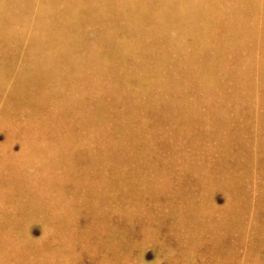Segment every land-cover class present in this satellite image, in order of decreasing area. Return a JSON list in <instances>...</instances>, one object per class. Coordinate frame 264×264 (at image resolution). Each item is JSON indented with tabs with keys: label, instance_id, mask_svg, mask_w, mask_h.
I'll list each match as a JSON object with an SVG mask.
<instances>
[{
	"label": "rangeland",
	"instance_id": "374dc122",
	"mask_svg": "<svg viewBox=\"0 0 264 264\" xmlns=\"http://www.w3.org/2000/svg\"><path fill=\"white\" fill-rule=\"evenodd\" d=\"M35 1L38 6L24 9L41 13L45 0ZM1 26L3 61L5 55H17L13 39L22 38V33L21 24L6 21ZM34 26L27 27L25 36ZM113 27L111 44L127 49L120 70L124 80L118 83L111 77L120 76L116 70L101 84L105 93L99 97L94 95L96 88L88 86L90 109L104 111L89 145L97 148L98 141L105 145L109 189L97 210L88 204L79 206L63 226L69 234L60 236L56 226L46 221L47 209L53 211L51 203L40 196L34 205L23 197L21 186L15 191L6 188L10 182L1 177L0 189H10L14 198L10 207L14 218L0 210V225L5 227L0 231V264H264V74L254 81L250 93L237 88L235 98L230 82L227 98L219 89V96L214 88L201 92L185 78L179 80L180 92L164 90V73L152 61L176 59L158 50L164 42L182 38L177 28L169 26L168 36L157 43L158 30L149 34L130 26ZM8 29L16 32L13 39L9 36L10 44L4 40ZM82 32L79 38L85 45L101 48L100 36L108 34L91 26ZM186 41L192 44L193 38ZM114 51L102 53V61L117 56ZM188 52L182 49L178 54ZM16 59L11 62L12 73L0 74V152L5 155V150L21 154L26 138L11 127L15 119L4 117L19 114L18 98L30 101L40 95L37 88L20 94L24 78L19 56ZM262 68L264 73V64ZM219 74L213 73V79ZM32 106L27 102L20 114L36 111ZM208 106L223 110V118H215L210 126L199 123ZM191 107L193 112L185 111Z\"/></svg>",
	"mask_w": 264,
	"mask_h": 264
},
{
	"label": "bare ground",
	"instance_id": "6f19581e",
	"mask_svg": "<svg viewBox=\"0 0 264 264\" xmlns=\"http://www.w3.org/2000/svg\"><path fill=\"white\" fill-rule=\"evenodd\" d=\"M3 1L8 3L2 6ZM51 1L45 0L41 13L35 11L31 14L24 8L38 6L35 0H0V31L3 30L2 23L7 21L21 24L19 32L22 33V38L13 39L16 32L6 31L4 40L10 44L9 36H12L16 43L13 51L17 55L14 56L13 52V58L5 55L4 60H0V66H4L0 67V74L12 73L11 62L17 61L19 56L17 63L22 64L20 73L24 78L19 87L23 92L20 94L36 88L40 92L36 98L38 101L18 98L15 109L19 114L4 117L15 119L11 127L26 139L21 154L14 155L7 150V155L0 152V178L5 177L10 182L6 188L15 191L21 186L23 197H29L34 205L40 196L43 202L51 203L53 211L47 209L45 214L50 218L46 217V221L56 226L60 236H66L69 230L63 226L74 217V211L86 204L97 210L99 202L104 199L105 189H109L104 172L108 163L105 145L102 141H98L97 148L89 145L96 137L92 130L104 111L102 108L90 109L88 86L95 87L97 92L94 95L99 97L105 93L101 84L116 70L120 76L111 77H115L118 83L124 80L120 70L127 49L111 44L110 28L113 30V26L124 25L149 34L158 30L160 36L156 42L161 43L160 39L168 36L169 26L176 27L182 38L173 43L164 42L158 50L160 54L169 52L176 59L170 63L164 58L152 61L158 71L164 73L165 81L161 87L180 92L179 80L185 78L201 92L214 88L218 93L216 96L222 90L223 97L227 98L230 95L226 84L230 82L231 97L235 98L237 88L250 93L254 81L264 74V0H54L55 3L49 5ZM63 7L67 9L64 11ZM31 25H35L34 29L25 36ZM89 26L101 30L100 33H108L100 36L101 40L104 39L100 43L104 44L102 48L87 46L79 38ZM187 37L193 38L192 44L187 43ZM111 49L117 52V56L102 61L101 54ZM182 49L189 52L179 56L178 51ZM21 51L22 57L19 55ZM180 63L192 66L181 68ZM218 71L220 77L213 79V73ZM215 99L221 101V98ZM27 102L33 104L36 111L20 114ZM185 111L193 112L192 107ZM185 111L182 110L187 114ZM201 113L199 123L202 125L223 118V110L218 106H208V110ZM81 163L85 166L80 167ZM88 179L90 182L86 181ZM6 188L0 189V204L3 205L0 210L6 209L7 215L13 219L10 207L14 205V198L11 190ZM4 228L0 225V231ZM13 229L12 226L10 230Z\"/></svg>",
	"mask_w": 264,
	"mask_h": 264
}]
</instances>
